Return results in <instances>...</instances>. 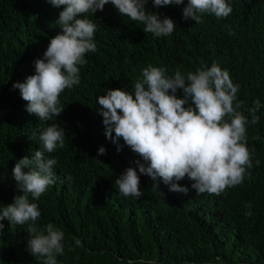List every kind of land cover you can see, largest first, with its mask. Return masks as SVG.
I'll return each mask as SVG.
<instances>
[{
    "label": "trees",
    "instance_id": "obj_1",
    "mask_svg": "<svg viewBox=\"0 0 264 264\" xmlns=\"http://www.w3.org/2000/svg\"><path fill=\"white\" fill-rule=\"evenodd\" d=\"M187 2L161 8L152 0L146 4L147 12L176 23L166 37L145 33L142 23L119 15L110 3L90 14L97 24L96 51L85 55L79 85L61 93L65 110L43 121L26 111L27 102L13 84L35 74L34 61L61 31L56 21L63 6L0 0V205L22 195L12 169L39 150L41 132L53 124L65 129L64 147L45 153L57 160L55 184L39 200L29 195L41 212L37 226L51 222L65 233L58 264H126L142 258L156 264H264V0H227L233 9L228 17L203 14L200 23L183 18ZM213 63L239 85L237 98L247 108L256 99L262 105L256 112L259 123L247 125V145L255 148L250 175L219 196L197 194L187 178L178 182L189 189L187 194L169 191L162 181L156 189L150 177L141 175L142 196L121 195L115 178L143 161L126 146L117 152L106 139L97 97L107 89L132 91L149 64L173 75L177 69L186 74ZM100 147L106 154H98ZM248 202L251 209L245 207ZM0 223L5 225L0 264H42L26 250L27 224Z\"/></svg>",
    "mask_w": 264,
    "mask_h": 264
},
{
    "label": "clouds",
    "instance_id": "obj_2",
    "mask_svg": "<svg viewBox=\"0 0 264 264\" xmlns=\"http://www.w3.org/2000/svg\"><path fill=\"white\" fill-rule=\"evenodd\" d=\"M46 2L55 8L63 6L56 21L61 31L50 39L43 57L34 61L35 74L23 83L13 84V89H18L27 102L26 111L43 121L58 117L65 110L59 99L61 93L79 85L80 66L87 63L85 55L96 51L97 24L88 18L90 14L103 11L110 3L119 15L142 23L145 33L166 37L176 28L172 18L161 19L157 13L146 11L149 0ZM152 2L155 8L184 4V0ZM232 11L227 0H188L182 15L185 20L200 23L203 14H214L220 19L228 17ZM238 90L239 85L233 83L229 72L217 63L186 74L177 69L173 75H168L164 67L149 64L143 68L141 78L134 82L132 91L107 89L98 96V114L103 118L106 139L116 146L117 152L126 146L143 161H135L138 171L128 167L115 178L119 193L140 198L143 194L141 175L150 177L156 189L162 181L169 186V191L185 194L189 189L178 183L185 178L191 181V188L197 194L219 196L241 185L250 175L255 152V148L247 145V125L259 123L256 112L262 105L256 99L253 107L247 108L244 101L238 100ZM39 141V150L31 158L19 159L12 169L22 195L15 196L13 203L7 206L0 205V222L27 224L29 254L42 259V264H58L57 256L64 254L65 233L51 222L44 227L37 226L41 212L37 203L30 202L29 195L39 200L49 186L55 184L53 169L57 160L48 158L45 153L64 147L65 129L55 124L48 126L41 132ZM98 154H106V149L100 147ZM255 165H260L258 159ZM245 207L251 209V202ZM246 215L251 216V211ZM4 228V223H0V234ZM73 239L76 247H82L81 240ZM215 259L221 261L219 256ZM126 264L156 262L142 258L129 259Z\"/></svg>",
    "mask_w": 264,
    "mask_h": 264
}]
</instances>
